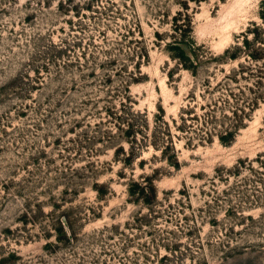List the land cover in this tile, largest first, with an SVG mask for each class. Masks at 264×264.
<instances>
[{
    "label": "rangeland",
    "instance_id": "1",
    "mask_svg": "<svg viewBox=\"0 0 264 264\" xmlns=\"http://www.w3.org/2000/svg\"><path fill=\"white\" fill-rule=\"evenodd\" d=\"M0 264H264V0H0Z\"/></svg>",
    "mask_w": 264,
    "mask_h": 264
},
{
    "label": "trees",
    "instance_id": "2",
    "mask_svg": "<svg viewBox=\"0 0 264 264\" xmlns=\"http://www.w3.org/2000/svg\"><path fill=\"white\" fill-rule=\"evenodd\" d=\"M181 56H183V57H184V56H185V52H183V51H182V52H181Z\"/></svg>",
    "mask_w": 264,
    "mask_h": 264
}]
</instances>
